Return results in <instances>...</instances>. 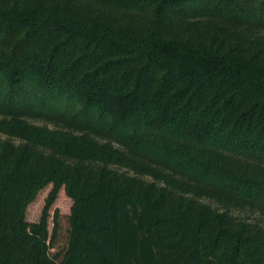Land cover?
<instances>
[{"label":"trees","instance_id":"16d2710c","mask_svg":"<svg viewBox=\"0 0 264 264\" xmlns=\"http://www.w3.org/2000/svg\"><path fill=\"white\" fill-rule=\"evenodd\" d=\"M262 220L264 0H0V264H264Z\"/></svg>","mask_w":264,"mask_h":264},{"label":"rangeland","instance_id":"374dc122","mask_svg":"<svg viewBox=\"0 0 264 264\" xmlns=\"http://www.w3.org/2000/svg\"><path fill=\"white\" fill-rule=\"evenodd\" d=\"M50 188V185L41 189L34 200L28 204L25 211V219L30 222L37 221L40 215L41 208L44 203V198ZM70 200L63 194L62 189L59 190L56 199L49 207L48 210V229L50 231L52 226V216L53 213H57V230L56 236L53 243L52 252L62 251L66 246L67 240V215L69 211ZM264 224V220H262Z\"/></svg>","mask_w":264,"mask_h":264}]
</instances>
